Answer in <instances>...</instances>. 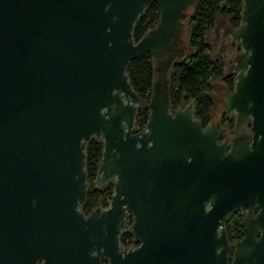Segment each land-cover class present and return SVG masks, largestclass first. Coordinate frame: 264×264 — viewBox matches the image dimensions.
<instances>
[{"label": "water", "instance_id": "obj_1", "mask_svg": "<svg viewBox=\"0 0 264 264\" xmlns=\"http://www.w3.org/2000/svg\"><path fill=\"white\" fill-rule=\"evenodd\" d=\"M198 2L0 0V264H264V0H244L230 32L242 53L225 104L238 130L251 122L248 141L204 127L195 100L173 111L163 81L135 132L143 101L128 67L144 53L183 58ZM153 3L161 20L136 42ZM93 138L96 186L115 193L87 216ZM238 209L246 234L231 260L222 223ZM125 231L138 247H122Z\"/></svg>", "mask_w": 264, "mask_h": 264}, {"label": "trees", "instance_id": "obj_2", "mask_svg": "<svg viewBox=\"0 0 264 264\" xmlns=\"http://www.w3.org/2000/svg\"><path fill=\"white\" fill-rule=\"evenodd\" d=\"M244 0H199L188 14V27L190 33V47L195 51L186 55L184 46L181 47L183 61H176L172 66L169 79V92L173 111L185 108L192 100L196 103V118L202 120L206 126L211 121L213 102L211 100V80L225 76V66L221 61L212 59V46L207 42L208 33L214 29L219 15L226 17L234 28L242 21ZM161 20V10L153 3L145 14L140 18L134 30V39L141 41L150 31L155 29ZM186 25V26H187ZM185 27V25H184ZM156 59L150 53H144L138 59L132 61L128 67L130 82L143 101V107L136 118V133L143 131L149 121L150 109L148 107L154 94L156 78ZM226 82L233 91L236 76L226 78ZM230 129L235 130L236 122L228 119ZM226 140H231V133L226 134ZM223 139V140H224ZM87 176L89 190L83 212L90 215L96 208L102 206L109 208L115 193L114 183L108 184L103 189H97L96 180L103 159L104 143L102 140L93 138L87 146ZM132 223V218L129 219ZM223 226L227 229L231 242L242 239L245 233L244 217L236 213L230 220L225 221ZM123 248H135L139 244L129 232L121 237ZM103 264H109L105 261Z\"/></svg>", "mask_w": 264, "mask_h": 264}, {"label": "rangeland", "instance_id": "obj_3", "mask_svg": "<svg viewBox=\"0 0 264 264\" xmlns=\"http://www.w3.org/2000/svg\"><path fill=\"white\" fill-rule=\"evenodd\" d=\"M187 24L188 20L184 24V43L182 44V46H184L183 49H185L186 52L185 56L193 54L195 52L189 45L191 30ZM233 29L234 27L229 22V20L223 15H219L214 29L211 30L207 35V42L212 46V59L221 61L225 66V76L222 78H214L211 80L212 92L210 97L213 102L211 121H214L215 123H222L224 127L229 130V132H231V129L228 121L229 118L227 117L225 95L227 91L231 90L226 82V78L233 75L236 76L233 67L236 64V58H238L242 53L240 43L236 42L232 44L230 32L233 31ZM155 59L157 69V82L163 81L165 83H169L172 66L175 61H173L172 63H168L167 58L165 57ZM184 59L185 58H179L177 61H183ZM160 64L161 68L159 67ZM231 119L235 120L236 116L233 115Z\"/></svg>", "mask_w": 264, "mask_h": 264}, {"label": "flooded vegetation", "instance_id": "obj_4", "mask_svg": "<svg viewBox=\"0 0 264 264\" xmlns=\"http://www.w3.org/2000/svg\"><path fill=\"white\" fill-rule=\"evenodd\" d=\"M181 47H182V45L179 47V49H181ZM240 58H236V64L238 63V60H239ZM159 67L161 68V64L159 65ZM159 68V69H160ZM229 91H227V93H228ZM226 93V94H227ZM227 117H228V114H227ZM229 119H231V117H228ZM235 122H236V125H235V130H231V132H229V130L226 128V127H224V125L222 124V123H215L214 121H210L209 122V124H207L206 126L204 125V127H207L208 125H210L211 123H214V125H215V127H219V126H221L222 128H224V129H226V133H225V135H224V138H226L227 136H226V134H229V133H231V135H232V138H231V140H226V139H224L223 141H230V142H232L234 139H236L237 138V136H239L241 139H242V141L243 142H247L248 141V138H247V135H250V128H251V122L250 121H246L245 123H244V125L242 126V128L240 129V130H238L237 129V121H236V119H235ZM97 187V186H96ZM105 188V187H104ZM97 189H103V188H97ZM102 207V206H101ZM103 208V207H102ZM104 209H107V208H104ZM258 212H259V208L256 210V212H255V214H254V216H253V218H255L256 216H257V214H258ZM236 213H240L243 217H244V225H245V233H244V236H243V238L245 237V234H246V220H247V217H248V212H244L243 210H241V209H238L233 215H232V217L236 214ZM88 216V215H87ZM232 217H230L229 219H227V220H225V221H228V220H230ZM130 218H132V217H129L128 218V227H130L131 225H132V223H133V218H132V223H130ZM224 221V222H225ZM223 222V223H224ZM223 223H222V227L223 228H225L224 226H223ZM130 224V225H129ZM226 229V228H225ZM227 230V229H226ZM125 232H128V231H125ZM228 234V233H227ZM132 235V234H131ZM258 237H260V234L258 235ZM243 238L242 239H239V240H236V241H233V242H231V244H232V250H231V252H230V258H231V260L233 259V256H234V252H235V245L238 243V242H240L241 240H243ZM230 240V239H229ZM136 248V247H135ZM105 262V261H104ZM103 262V263H104ZM109 262V261H108ZM102 263V264H103Z\"/></svg>", "mask_w": 264, "mask_h": 264}]
</instances>
